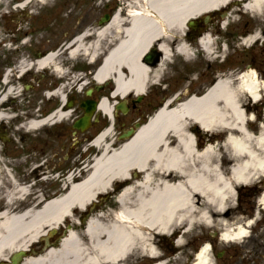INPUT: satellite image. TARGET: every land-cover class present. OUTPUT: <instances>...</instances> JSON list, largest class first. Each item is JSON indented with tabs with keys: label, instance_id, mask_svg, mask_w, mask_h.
<instances>
[{
	"label": "bare ground",
	"instance_id": "6f19581e",
	"mask_svg": "<svg viewBox=\"0 0 264 264\" xmlns=\"http://www.w3.org/2000/svg\"><path fill=\"white\" fill-rule=\"evenodd\" d=\"M51 1L28 0L20 7ZM232 3L248 11L264 7V0H129L128 7L137 8L129 17L116 11L108 23L78 33L75 42L67 44L69 55H89L93 63L103 54L94 82L113 83V100L101 97L98 112L114 118V100L143 94L157 83L170 61L171 48L189 60L186 23L205 14L210 20L209 13ZM87 35H93V40L85 42ZM212 45L209 37L203 42L208 60L213 56ZM151 47L160 55L155 64L144 62ZM51 57L21 63L16 70L50 65L55 74H63ZM72 79L70 84H77L78 90L87 86L86 81ZM261 89L256 76L247 72L234 80L217 79L199 95L177 93L172 104L160 105L130 138L118 142L110 129L92 173L87 179L69 173L66 190L54 198L38 194L28 203L29 187L19 186L18 180L4 173L11 184L0 187L5 201L0 212V261L41 245L47 229L69 221L56 247L27 253L21 264H142L158 256L160 241L171 232L178 249L190 237L207 242L193 264H212L208 243L212 249L213 238L206 231L220 228L221 242H241L253 222L241 224L233 216L232 201L240 186L264 178ZM14 90L11 87L8 93ZM254 111L261 118L257 130ZM67 114L55 111L51 117L61 119ZM4 117L0 113V119ZM101 195L111 200L116 195L115 207L101 213L96 209L81 222L83 210L95 206ZM257 201L264 208V190ZM197 229L201 233L196 234ZM178 259L179 255L174 260Z\"/></svg>",
	"mask_w": 264,
	"mask_h": 264
},
{
	"label": "flooded vegetation",
	"instance_id": "af4514ba",
	"mask_svg": "<svg viewBox=\"0 0 264 264\" xmlns=\"http://www.w3.org/2000/svg\"><path fill=\"white\" fill-rule=\"evenodd\" d=\"M98 1L99 7H88L83 3L76 9L71 6L67 8L65 15L67 12H73L74 18L79 20L81 25L75 30L56 31V33H62V37L51 40L48 46H0V50L10 48L21 50L19 52L21 54L17 55H12L10 50L0 51V113L8 117L7 112L11 103L15 112H21L11 121L5 117L0 119V152L6 155L1 159L0 171L3 168L19 166V170L16 169L19 173H15V177L20 174H29L30 171L33 175L36 170L26 167L23 163L28 160L29 163L36 164L34 166H39L42 180L33 192L49 195L61 192L67 185L65 180L59 183L52 181L51 178L61 173L60 175L65 179L75 164L85 159L87 152L84 153L83 150L91 139L92 131L99 126L100 118L98 117L96 121L92 119L89 126L83 130H76L74 127L75 120L84 113L81 104L88 99L85 90L91 86H87L83 92L76 94L74 84H70L73 80L72 69L76 66L80 71V78L83 79L89 61L81 54L75 58L71 57L70 47L67 45L84 29L97 26L98 21L106 17L110 19L124 0H92L94 5ZM195 36L196 32L189 30V40L195 39ZM153 48L155 47H151L149 51ZM48 55L52 56L51 61L63 71V74H52L50 65L39 69L31 66L21 75L14 77L13 81L11 80L9 75L11 67H17L21 63L33 64L36 60L45 59ZM159 57L157 52L152 64H155ZM144 62L146 63L145 59ZM172 63L179 64L176 57ZM181 67L183 70L173 83L186 82L187 70L190 71V75L196 73V70L186 68V63H183ZM244 71L253 72L258 82L264 86V7L260 10L248 11L241 4L232 3L225 9L214 11V80L221 77L234 80ZM204 74L208 78L206 84H210L211 73L206 70ZM201 76L199 73V76H192L190 80L200 79ZM11 81L21 88L20 93L12 97L8 93L9 88L12 87ZM108 85H103L102 93L108 89ZM164 85L168 84L163 82L161 88ZM179 89L168 91L161 96V100L172 96L180 91ZM98 97L99 93L94 92L91 99L98 101ZM133 100H136V97L131 98L129 95L126 97L128 107L126 114L139 110L145 115L154 111L159 103L154 98L153 90L143 93L139 102H132ZM20 101H22V107L17 108L16 104ZM55 111L68 113L67 117L61 119L51 117ZM12 131L19 137L18 145L11 142ZM18 148L24 150L22 155L27 158L12 157L10 151L18 150ZM4 186L9 187V185Z\"/></svg>",
	"mask_w": 264,
	"mask_h": 264
},
{
	"label": "rangeland",
	"instance_id": "374dc122",
	"mask_svg": "<svg viewBox=\"0 0 264 264\" xmlns=\"http://www.w3.org/2000/svg\"><path fill=\"white\" fill-rule=\"evenodd\" d=\"M14 1L16 3L22 0H7L6 2L10 4H14ZM83 3H85L88 7L100 6L99 1L96 3V5H94L92 0H54L43 5H37L34 2V3H29L27 6H25L24 10H19L15 5L13 7H10L8 4H5V7L1 9L2 6L0 5V46L4 45L5 47H16L22 45L21 41L23 39L26 40V45L28 46L50 45L51 40H57L62 37L61 36L62 33H56V31H63V30L66 31L69 29L75 30L81 25L79 24V20H76L74 18V15L72 14L73 12L71 11L67 12L66 15L65 12L67 8H69L70 6L76 9L79 6V4L82 5ZM7 50L12 51L13 52L12 55L21 54L19 53L20 51L14 53L13 50H17V49H7ZM7 50L4 49L0 51L6 52ZM177 60L179 64L168 63L165 66L164 73L161 76V79L159 80V82L160 81L166 82L168 84L167 86L164 85L163 89L160 88L159 86H149L145 91L147 92L149 90H153L154 98L159 101L154 111L145 115L140 113L139 110L128 112L125 115L121 114L120 112H117L112 127L114 138H117V135L121 130H126L132 127L134 123H136L137 121H141V123L146 121L147 118H149L163 102V101L161 102V96L167 94L168 91L171 90L173 91L176 88H180L179 89L180 92L187 89V93L189 94L196 93V95H198L202 93L204 90H206L214 82V75H213L211 78L212 82L210 84H206L208 78L206 74H204L206 70L209 73H214V64L209 65L207 63L202 62V65L195 64V65L186 66V68L196 69L199 73H201L202 76L199 77L200 79L194 78V80H190L192 76L193 77H195V75L199 76V73L197 74L194 73V75H190L189 74L190 71L187 70L186 82L173 83V80L177 78L179 73H181L183 70V68L181 67L183 61H181L180 59ZM87 71L88 68H86L85 70V74H86L85 78L91 81V79L87 74ZM16 74H17L16 69L12 67V75L10 76L11 80L14 79V77L16 78ZM12 81H11V86L15 89V91H17L13 95L19 94L21 88L18 85L13 84ZM93 83L94 82L91 81L89 85H93ZM108 89H111V85H108ZM108 89H106L103 93H106ZM130 97L133 98L134 96L132 95ZM16 107L21 108L22 101L18 102L16 104ZM8 110H9L7 112L8 120L15 119L21 114L20 111L18 112L14 111L13 103L10 104V108ZM99 118H100V123L98 124L99 126L97 129L92 131L91 138L95 135V133L98 132L99 129L101 130L108 125V120L105 116L99 113ZM12 134L13 135H11L12 137L11 142L15 145H18L19 142L18 135L14 131H12ZM89 141L87 142V144L89 143ZM23 151L24 150H22L21 148H18V150L12 149L10 153L12 154V157H17V158L20 157L22 159L27 158L22 155ZM0 156H6V155H3L0 152ZM89 157H90V153L89 156L85 157L84 164H86L89 161ZM28 163L29 161L25 160L23 165H25L28 168L37 167L36 172L33 175H31V177L32 178L38 177L35 179L39 181V178L41 176L40 170H38L39 166H34L36 165L34 163H29V165H27ZM79 166L80 165L78 166L76 165V167ZM16 169L19 170V167L18 168L16 166L13 167L14 174L16 172ZM13 170H11V173H13ZM85 175H86L85 173L82 174L80 178L85 177ZM20 176H22V174H20ZM22 178L28 180L30 179V178H26L25 176L20 177V179ZM260 180L262 181H259V183H253L248 186L246 185L240 186L239 192L237 191V193H235L232 201V205L235 210L233 216L236 217L241 222V224H244L245 222L248 223L249 221H253L251 223V227L246 229L248 235L247 238H245L241 242L228 244L221 242V240L218 239V229L211 228L206 231L209 234V236L213 237L212 240L213 249L211 250V254H210L212 264H264V214H262L263 212L262 210L259 209V207L255 206L254 198L253 196L250 195L253 192H248L253 186H255L254 188L255 190L256 189L263 190L264 178ZM32 188H29L30 194L34 193L31 192ZM36 194H41V193H36ZM51 194H55V193H51ZM41 195L43 198L51 197V196L46 197V195L49 194H45V193H42ZM25 200L28 203L32 201L30 196H28L27 199ZM112 200L108 197L97 198L95 203H97L98 205L100 204L97 210L104 211L106 208H108L111 205V203L113 202ZM95 208L96 207L92 208V210H95ZM251 211H253L252 214ZM258 219L260 220L258 221ZM64 223H69V221H65ZM61 230L62 227L59 228L54 238L61 234ZM198 233H201V229L196 230V234ZM160 242L162 246L160 251H162L164 255L168 256V258L170 259V261L167 264H182V263L190 264L193 260V251L195 249L197 250L198 247H200V245L203 243L199 241L197 237H190L188 238V241L185 242V245H183L180 249L172 245L171 249L175 251L170 253L166 243L164 241H160ZM34 247L37 248L38 246L35 245ZM220 251H222L221 256L219 258H216L217 253ZM177 255H179L180 259L174 260L175 257H177Z\"/></svg>",
	"mask_w": 264,
	"mask_h": 264
},
{
	"label": "water",
	"instance_id": "95a60500",
	"mask_svg": "<svg viewBox=\"0 0 264 264\" xmlns=\"http://www.w3.org/2000/svg\"><path fill=\"white\" fill-rule=\"evenodd\" d=\"M95 89H99V86H96ZM91 92V90L87 91V94H89ZM123 104V103H122ZM82 106L85 109V114L75 123V127L76 128H84L85 126H87L89 118H90V114L92 113V111L94 110L95 107V103L92 101H86L82 104ZM116 108H122L121 105H118ZM135 127H138V124H135ZM133 129H129L128 131H126L121 138H125L130 136L133 133ZM55 233V230L52 229L49 234L52 235ZM46 240V239H45ZM48 247V243L45 241V248ZM32 252V251H31ZM26 253L24 251H17L15 253H13L11 255V257L9 258V261L7 262H0V264H20V262L23 260V258L25 257Z\"/></svg>",
	"mask_w": 264,
	"mask_h": 264
}]
</instances>
